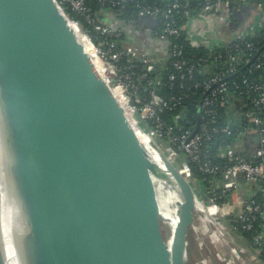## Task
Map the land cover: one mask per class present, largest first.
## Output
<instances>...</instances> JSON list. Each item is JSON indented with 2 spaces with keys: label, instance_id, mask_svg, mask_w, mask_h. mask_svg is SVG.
<instances>
[{
  "label": "water",
  "instance_id": "95a60500",
  "mask_svg": "<svg viewBox=\"0 0 264 264\" xmlns=\"http://www.w3.org/2000/svg\"><path fill=\"white\" fill-rule=\"evenodd\" d=\"M226 22L230 38L244 29ZM78 28L92 45L55 0H0V136L21 264H212L196 186L145 133ZM2 212L0 188V264H10Z\"/></svg>",
  "mask_w": 264,
  "mask_h": 264
},
{
  "label": "built area",
  "instance_id": "2783aa9c",
  "mask_svg": "<svg viewBox=\"0 0 264 264\" xmlns=\"http://www.w3.org/2000/svg\"><path fill=\"white\" fill-rule=\"evenodd\" d=\"M55 1L64 11L65 6L70 5L93 26L98 33L96 41L85 31L92 47L105 68L113 75L112 80L127 100L131 112L140 115L145 133L166 151L172 150L175 154V162H178L181 153L186 155L182 162L177 164L180 172L194 183V173L188 162L192 160L197 163L202 174L212 178L221 176V180H217V183L213 182L208 187L202 184L197 186L194 183L198 202L204 213H200L199 216L206 227L208 229L214 227L221 233L224 231L233 238L232 233L235 229L231 219L234 224L238 218L243 231H252L253 224L259 217H263L264 220L263 205L256 199L258 196L264 198V81L252 79L255 71L264 72V62H262L264 60V0H205L203 10L206 14H218L222 9H227L234 14L236 12L234 4L240 2V6L243 4L252 7L257 12L259 20L255 21V26L252 25L253 28H244L235 38L227 39L221 44L213 43L204 37L196 38L187 31L188 40L194 47L208 50L206 58L200 59L198 67H187L188 62L183 58L182 53L170 45L168 56L179 58L174 62V67L182 80L194 81L199 68L202 72L211 63L218 65L223 63L230 66L226 72L217 73L195 83L194 89L197 91L192 96L199 98L196 104L197 113L192 115L195 122L188 117L189 113H185L180 118L194 124L189 129L179 130L167 125L161 114L172 110L183 100L191 99L192 96L187 94L180 98L172 97L169 100L161 97L154 87L159 85V82L149 79L155 69L144 50L136 46H121L120 43L113 41L121 38V31L97 23L89 14V9L85 5L86 0ZM132 1L134 0H105L113 7H120ZM179 8L177 4L170 6L169 10H162L161 7H141L139 15L150 18L164 16L167 20H172L166 23L162 32H155L164 42L171 37L180 36L183 30L188 29L179 28L174 24L172 10ZM185 15L191 16L189 11H186ZM248 38H253L255 41H249ZM252 58L254 60L252 68L244 71L243 74L239 73L241 76L239 82L227 80V76L236 75L237 72L245 69L247 64H251ZM124 60L129 64L127 68L122 64ZM133 63L144 65V73L139 77H135V73H130L134 68ZM176 79L177 76L174 74L170 77L171 81ZM145 80H149L147 87L150 90L146 96H142L139 82ZM144 91L146 92L145 89ZM235 98L251 99L252 111L238 105ZM223 116L227 118V124L221 122ZM243 121L252 124V127L241 132L235 144L219 148L217 156L226 160V163H215L204 145L218 137L231 136L233 125H240ZM246 136L247 139L244 140L243 137ZM250 153H253L255 162L246 159V154ZM240 178L251 186L248 197L240 195ZM254 239L255 245L258 246L255 250L258 260L264 264L260 256L264 255V224Z\"/></svg>",
  "mask_w": 264,
  "mask_h": 264
},
{
  "label": "trees",
  "instance_id": "16d2710c",
  "mask_svg": "<svg viewBox=\"0 0 264 264\" xmlns=\"http://www.w3.org/2000/svg\"><path fill=\"white\" fill-rule=\"evenodd\" d=\"M205 0H134L132 2H128L120 7H113L109 3L105 2V0H86L85 5L89 9V14L97 21V23L109 26L113 29L109 22V14H112L115 18L119 20L125 21L126 25L127 23H133L136 21H139L140 19H151L157 22V28H148L149 30L152 29V32H162L163 28H165L166 23L171 22V19H166L164 16H160L157 18H147V17H141L139 15L141 7H161L162 10H169L170 6L177 4L179 5V9L172 10L173 15V21L174 24H176L179 28H185L187 23L193 18L198 17L200 15H213V13H205L203 10ZM236 6V10L240 11L242 13L243 10L242 6ZM190 12V17H187L185 15V12ZM65 12L77 23L83 26L84 30L91 34L96 41L98 39V33L94 30L93 26L89 24L86 20V18L78 13L77 11L73 10L70 5L65 6ZM239 12V13H240ZM238 13V14H239ZM242 15V16H241ZM243 13L239 16V21H246V19L243 18ZM117 30L121 31L122 35L120 39L113 40L117 43H120L121 46H136L140 48L141 50H144L141 46H139V42L133 43L129 41L128 35L130 34L129 28H117ZM81 31V30H80ZM187 30H183L178 37H171L169 39L170 45L172 47H176L178 51L182 53L183 58L188 62L187 67L189 66H195L198 67V63L200 62V59L206 58L208 50L206 49H199L194 47L190 41L188 40L187 36ZM249 41H255L253 38H248ZM152 44L154 41H152ZM148 48V46H147ZM170 49V47H169ZM149 50V49H148ZM146 52V50H144ZM150 52L147 51L146 54L148 58L150 59L155 71L152 75L149 76L150 80H153V82H159V85H154L156 91L161 95V97L165 98L166 100H169L172 97H183L187 94H190L191 96L196 93V89H194V85L196 82L203 81L204 79L211 77L212 75H215L220 72H226L230 66L227 64L218 65V64H209L206 66L205 69L200 72V68L196 74V78L194 81H189L187 79L182 80L180 79L178 71L174 67V62L179 58H171L167 56L163 61L162 60H154L149 54ZM254 61L253 58L251 59V62ZM264 62V60L262 61ZM123 66L127 68L129 64L126 63L124 60L122 62ZM250 64V63H249ZM247 64L245 66V69L240 70L237 72L236 75H229L227 76V80L230 82H239L241 79L240 74H243L244 71L249 70L252 68L253 62L249 65ZM134 68L130 73H135V77H139L144 73V65L140 63H133ZM123 67V68H124ZM240 73V74H239ZM176 75L177 79L174 81L170 80V77L172 75ZM252 79L254 80H261L264 81V72L263 71H255L254 75L252 76ZM149 80L140 81L139 84L142 88V96H146L150 90L147 87V82ZM146 90V92L144 91ZM232 92L234 90L232 89ZM235 95V94H234ZM197 98L196 96H192L191 99L183 100L180 104L175 106L172 110H167L164 113L161 114V117L163 118V121L169 125L174 127L175 130H179L181 128L189 129L193 124L188 123L187 121L183 120V118H180L184 116L185 113H189L188 117L195 122V119L192 117V115H196V104H197ZM235 101L238 105L244 106L247 110L252 111V100L247 98L245 100H240L235 98ZM227 118L223 116V119L221 120L222 123L227 124L228 121H226ZM252 127V124L248 123L247 121H243L240 125H233V132L231 136H223L218 137L217 139L211 141L210 143H207L204 145V148L207 150V152L212 156V159L215 163H226V160L220 159L217 156V150L219 148L233 145L235 144L238 139L240 138L241 132H244L245 130ZM249 137V136H248ZM243 139H247L246 137H243ZM251 151V150H250ZM249 151V152H250ZM180 158L177 162V164H180L182 162V159L186 156L184 153L180 154ZM214 155V156H213ZM246 159L255 162V159L253 157V153L246 154ZM188 161V160H187ZM190 167L194 173V183L198 186V184H202L205 186H211L213 182L217 183V180H221V176H218L216 178H212L209 175L202 174L197 166V163L189 160ZM257 201L263 205L264 208V198L261 196H258ZM230 221L229 219L227 220ZM231 224L233 225L235 232L240 234L241 237L244 239V241L253 249L256 250L258 246L255 245V236L256 233L261 231V228L264 224L263 217H259L258 221H256L253 224V230L252 231H243V226L241 224V221L236 218V221L233 224V220L231 219ZM261 258L264 261V255H260Z\"/></svg>",
  "mask_w": 264,
  "mask_h": 264
},
{
  "label": "crops",
  "instance_id": "0c3cea01",
  "mask_svg": "<svg viewBox=\"0 0 264 264\" xmlns=\"http://www.w3.org/2000/svg\"><path fill=\"white\" fill-rule=\"evenodd\" d=\"M247 7H249V9L246 14ZM241 10H243V18L246 19V24H250V27L242 28H253V26H255V21L259 20L257 12L248 5H242ZM239 12L240 11L236 10L234 14H231L230 11L226 10V13H224L222 9L218 14H202L198 17H193L187 23L185 28H188V31L196 38L201 39L202 37H204L208 40H211L213 43L221 44L228 39L229 35L227 34L228 32L226 30L220 32L219 28L227 27L228 23L226 21H228V16H231L232 21L235 17L239 18L240 14H242L241 12ZM108 17L109 22L113 28H129V41L137 43V39L142 41L141 37L144 39L146 38V45L148 46L147 49H149L147 51L150 52L149 55L154 60L163 61L167 57V43L159 42L153 45V40L149 38L152 29L149 30L148 28H157V22L149 19H140L139 21L133 23H127L128 25H126L125 21L123 22V20L115 18L112 14H109ZM239 186L241 192L240 195L248 197L251 193V186L242 178L239 179ZM229 229L232 228L229 227ZM232 234L234 235L233 238L229 237V235L224 231L223 233H221L219 229L209 228L207 230V251L211 259V263L261 264V262L258 260L259 258L255 250H253L244 241L241 235L236 232H233Z\"/></svg>",
  "mask_w": 264,
  "mask_h": 264
},
{
  "label": "bare ground",
  "instance_id": "6f19581e",
  "mask_svg": "<svg viewBox=\"0 0 264 264\" xmlns=\"http://www.w3.org/2000/svg\"><path fill=\"white\" fill-rule=\"evenodd\" d=\"M79 32V30H78ZM80 33V32H79ZM81 35V33H80ZM83 35V34H82ZM80 36L82 38V41H86V49L89 52H92L94 55L97 54L92 45L87 42L86 38L83 39V36ZM85 37V36H84ZM118 96H123L121 90L119 88L116 89ZM127 102V100H125ZM153 159L161 164L163 166L162 159L153 151H150ZM3 162H4V144L3 140L0 136V188L3 196V226L5 230V240H6V246H7V253L8 258L10 261V264H21L20 257H19V251L16 246V237L22 233L23 227L19 220V215L17 208L13 202V200L10 197L7 184H6V175L3 168ZM161 187L167 188L168 185L165 182H161ZM170 198L162 199L161 205V212L163 217L166 221L169 222L170 225V237H171V243L173 241V233L175 226L178 222V218L175 215V212L171 210V203ZM18 217V220H17Z\"/></svg>",
  "mask_w": 264,
  "mask_h": 264
},
{
  "label": "flooded vegetation",
  "instance_id": "af4514ba",
  "mask_svg": "<svg viewBox=\"0 0 264 264\" xmlns=\"http://www.w3.org/2000/svg\"><path fill=\"white\" fill-rule=\"evenodd\" d=\"M241 25V26H240ZM249 27L250 26V24L248 25V23L246 24V21H240L239 22V27L241 28V27ZM239 27H237V28H239ZM231 28H235L234 26H232ZM237 30V29H236Z\"/></svg>",
  "mask_w": 264,
  "mask_h": 264
},
{
  "label": "rangeland",
  "instance_id": "374dc122",
  "mask_svg": "<svg viewBox=\"0 0 264 264\" xmlns=\"http://www.w3.org/2000/svg\"><path fill=\"white\" fill-rule=\"evenodd\" d=\"M78 30H79V28H78ZM79 32L81 33V35H82V32L79 30ZM83 36V35H82ZM83 39L85 40V37L83 36ZM166 226V225H165ZM211 228H214V227H211ZM166 231H167V226H166ZM206 240H208L207 238H206ZM168 241H169V243H171V237H170V235H169V237H168Z\"/></svg>",
  "mask_w": 264,
  "mask_h": 264
}]
</instances>
